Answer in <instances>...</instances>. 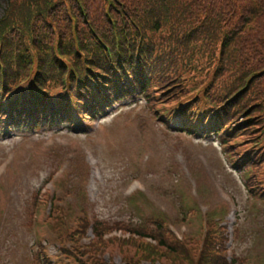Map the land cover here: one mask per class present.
Here are the masks:
<instances>
[{"label": "rangeland", "instance_id": "rangeland-1", "mask_svg": "<svg viewBox=\"0 0 264 264\" xmlns=\"http://www.w3.org/2000/svg\"><path fill=\"white\" fill-rule=\"evenodd\" d=\"M8 1L0 0V20L4 19L6 13L13 20L17 18L16 4L22 0H14L11 5H8ZM41 1L38 25L42 28L53 29L54 26L47 19V11L58 17L64 13L65 17L69 18V12L72 10L79 19L81 32L85 26L86 30H91L85 36L97 37V32L92 28L95 25L92 19L93 11L96 8L99 10L98 14L102 20L108 19V15L111 18H118L123 11V6L114 0ZM59 1L61 5L56 7L55 5ZM90 1H92V9ZM198 2L201 3V0ZM203 4L206 5L207 11H202L201 21L198 20L199 23L195 24L198 26L191 34H202L207 27L206 24L211 20L222 21V32L214 34V41L209 44L210 51L204 57L199 58V61L191 58L193 63L186 65L191 66L193 74L202 79V86L205 82L212 81L217 87L219 85L226 86L230 94L239 91L237 100L239 106L241 105L243 115L241 119H253L252 122L245 124L248 131L243 133L241 140H246L247 144L264 142V21H261L262 28H260L258 26V9H254L256 6L252 3L247 5L243 0H240L239 5L232 12L221 4L208 5L207 0H203ZM211 14L213 15L210 16ZM229 21L231 22L229 23ZM132 22L133 19L128 17L125 24L127 31L131 30L134 25ZM105 25L103 27L107 32L112 31L107 28L110 26L108 23ZM189 30L188 27L187 31ZM241 33L251 34L253 51L250 58L231 59L229 41L233 36H240ZM151 35V33L145 32L148 39ZM101 43L105 44L103 40ZM8 53L7 48L3 46L1 56ZM226 59L232 60L233 69L225 67ZM188 75L186 83L191 85L195 76ZM226 75L230 78L225 80L227 84L221 82L224 81ZM116 115L102 121L101 126L106 125L107 127L101 133L95 128L94 132H96L92 135L54 137L51 139L52 142L42 143L47 150L34 149L33 152L19 154L16 152V175L12 174L13 176L7 179L6 183L4 182L6 208L9 210L11 222L4 220L6 211L3 213L0 210V264H30L29 260L34 257L39 240L44 237V244L48 243L50 252L55 253L54 242L59 244L55 229L52 226H38L37 230L29 231L27 229V212L29 214L28 209L32 206L35 192L48 181L61 163H64L63 169L52 176V179L55 180L53 189L59 193V196L65 198L67 207L69 205L67 201H74V207L68 212L70 217L79 216L80 201L70 200L65 191L60 190L64 181H69L70 185L76 184L79 187L85 184L89 189V200L86 206L90 216L99 222L108 224L111 229L118 226L116 229L123 228L137 234L138 232L143 233L148 231V228H153L150 223L159 216L165 218L176 232V235H173L168 229H163L166 232L165 237L162 239V243L156 244V242L146 240L147 243L139 236H126L121 233L116 236L109 233L111 230L109 229L108 233L101 237V240H104L101 242V248H92L98 253L94 256L85 254L80 260L82 264H217V262H222L223 257L221 256H224L225 253L222 252L223 248H217V238L220 237L221 242L223 236H226L228 231L224 230L225 225L230 226L231 221L234 220L232 214L234 210L232 207V213L227 212L223 224H217L215 218L219 217L217 210H225L226 197L221 192L217 198L212 199L208 196L210 193L206 191L208 184L213 183L211 178L214 179V183L220 182L219 184L231 192L238 202L240 238L237 240L236 250L238 251L240 248L239 256L246 260L244 264H264V206H259L258 210L252 208L254 203L250 202L247 191L244 190L237 177L227 172L225 164L219 159L217 164L213 161L211 164L209 161H203L197 168L192 163V171L201 170V174L194 179L189 177L191 165L185 163L186 167L181 169L182 175H186L182 184L198 183L201 194L199 203L203 207L201 216L197 212L190 213L189 217L185 214V210L190 208L186 209L184 206L190 202L181 197V186L177 179V164L183 165L184 160L182 157L171 156L172 152L168 146L171 139L161 134L164 130L161 131L160 126L157 127L151 122L148 125L151 128L147 144L145 141L147 132L141 133L142 130L138 126H132L130 113L121 115L118 112ZM98 122L100 119L94 123V126L97 127ZM77 132L83 134L80 129ZM183 137L185 136H181L182 143L188 146L187 137ZM154 138L153 144L150 140ZM182 143L180 144L181 151L189 155L188 149H183ZM9 145H11L9 141L0 145V164L9 162V157L3 152ZM23 150L24 147L17 149V151ZM142 153L151 156V160L145 167L141 165ZM94 155L98 158L96 160L100 161L104 177L103 182L98 185L99 188L93 178L96 174L91 164L95 161L93 160ZM202 157H206V154L203 153ZM53 164L56 165L51 169ZM67 166L69 169H66ZM206 170L210 171V175ZM224 176H227L228 180ZM262 176L264 179V170ZM137 177L145 183V187L140 184L138 189L143 188L145 190L143 192L147 194V201L141 204L142 211L134 208L125 199L127 197H123V195L126 196V190L122 193L127 184ZM178 186H180L179 190ZM47 187L51 189L52 185ZM182 193L188 194L186 190ZM192 194L195 195L193 192ZM96 197H98V201L95 203ZM46 212L47 210L41 206L37 215L42 217L43 214L46 215ZM257 214L258 216L255 217ZM257 219L259 222L263 221V226H260L259 230L254 229L257 228ZM121 222L123 223L121 224ZM72 224L75 227L74 230L81 229L79 231L81 236L94 237V232L89 227L84 229L82 225L77 224L76 220ZM121 226H127V228ZM130 226H135V228ZM93 245L94 243L89 247ZM203 261L205 262L203 263Z\"/></svg>", "mask_w": 264, "mask_h": 264}, {"label": "trees", "instance_id": "trees-1", "mask_svg": "<svg viewBox=\"0 0 264 264\" xmlns=\"http://www.w3.org/2000/svg\"><path fill=\"white\" fill-rule=\"evenodd\" d=\"M119 1V0H118ZM218 4H222L225 8H227L230 12L234 11L236 7L239 5L240 0H215ZM247 5L252 3L254 9H258V26L262 28V22L264 21V0H243ZM120 4L123 6L126 11L125 17L116 20V22L127 23L128 17L133 19L132 27H136L135 31L138 35V38L142 40L141 48L143 50L146 49L147 46L149 48L152 45L161 46L164 50L174 51V53H179L184 59L190 61L193 59L196 54L206 53V49L210 50L209 42L214 41V34L222 32V21H208L206 24V28L204 29L202 34H206L210 38L199 34L195 38L188 37L190 32H192V28L198 26L195 25L199 23L200 16L203 15L202 10H205L206 5L200 4L198 9L194 5V0H120ZM207 4H215L213 0H207ZM90 8L92 9V1H90ZM30 9H27V3L23 0L16 4V13L21 14L20 19L27 20L29 16ZM99 10L96 8L93 13L95 16H99ZM211 14L210 16H212ZM253 15V14H252ZM155 22L153 28L145 27L144 20ZM201 21V20H200ZM115 22V23H116ZM231 21H229L230 23ZM228 24V23H227ZM140 26H142V31L140 30ZM164 27V29H163ZM189 27V33L185 37L183 28ZM24 32L28 29V24L22 28ZM20 28L17 30L20 31ZM151 32L150 40L147 43V37L145 36V32ZM159 35V36H158ZM121 36L120 44L123 48H128V45L133 42L131 36L126 38V35ZM251 34L241 33L240 36H233L229 41V56L231 59H244L250 58V55L253 51V44L251 43ZM209 40V41H208ZM128 44V45H127ZM151 51V50H150ZM247 51V52H246ZM143 52V51H142ZM127 53V52H125ZM163 58L168 56L166 51H162ZM158 57L161 56V53L157 54ZM225 67L228 69H233L234 63L232 60L226 59ZM229 73V72H228ZM226 79L229 77L226 75ZM39 84H41L42 79L38 78ZM213 264V263H207ZM224 264V263H223Z\"/></svg>", "mask_w": 264, "mask_h": 264}]
</instances>
